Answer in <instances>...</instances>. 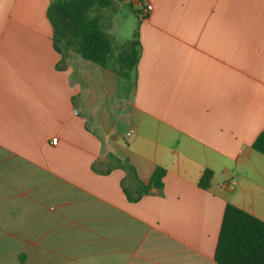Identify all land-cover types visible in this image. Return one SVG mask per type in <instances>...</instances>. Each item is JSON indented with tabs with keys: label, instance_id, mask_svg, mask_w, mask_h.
<instances>
[{
	"label": "crops",
	"instance_id": "obj_1",
	"mask_svg": "<svg viewBox=\"0 0 264 264\" xmlns=\"http://www.w3.org/2000/svg\"><path fill=\"white\" fill-rule=\"evenodd\" d=\"M51 1L0 0V264H217L228 204L264 222V0H124L132 80L63 62Z\"/></svg>",
	"mask_w": 264,
	"mask_h": 264
},
{
	"label": "trees",
	"instance_id": "obj_2",
	"mask_svg": "<svg viewBox=\"0 0 264 264\" xmlns=\"http://www.w3.org/2000/svg\"><path fill=\"white\" fill-rule=\"evenodd\" d=\"M113 0H52L47 11L53 29L56 51L66 59L70 51L82 59L132 80L141 56L139 29L133 38L114 48L107 29L112 21ZM253 149L264 155V131L256 138ZM166 170L156 168L148 185H142L139 196L152 188L163 191ZM213 172L203 173L199 186L210 187ZM217 264H264V222L231 204L225 208L217 247Z\"/></svg>",
	"mask_w": 264,
	"mask_h": 264
},
{
	"label": "rangeland",
	"instance_id": "obj_3",
	"mask_svg": "<svg viewBox=\"0 0 264 264\" xmlns=\"http://www.w3.org/2000/svg\"><path fill=\"white\" fill-rule=\"evenodd\" d=\"M134 9L137 7L131 3L124 4V0H113L112 21L107 32L112 38L114 48H119L131 40L138 29L139 21Z\"/></svg>",
	"mask_w": 264,
	"mask_h": 264
},
{
	"label": "built area",
	"instance_id": "obj_4",
	"mask_svg": "<svg viewBox=\"0 0 264 264\" xmlns=\"http://www.w3.org/2000/svg\"><path fill=\"white\" fill-rule=\"evenodd\" d=\"M146 10H147V12H150L151 10H152V6L151 5H148L147 7H146ZM57 138H54L53 140H52V143H57Z\"/></svg>",
	"mask_w": 264,
	"mask_h": 264
}]
</instances>
